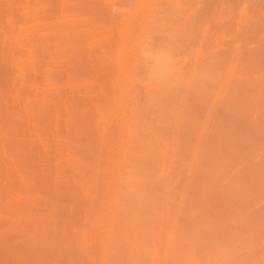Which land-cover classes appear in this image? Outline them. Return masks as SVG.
<instances>
[{"label":"rangeland","instance_id":"rangeland-1","mask_svg":"<svg viewBox=\"0 0 264 264\" xmlns=\"http://www.w3.org/2000/svg\"><path fill=\"white\" fill-rule=\"evenodd\" d=\"M0 264H264V0H0Z\"/></svg>","mask_w":264,"mask_h":264},{"label":"clouds","instance_id":"clouds-1","mask_svg":"<svg viewBox=\"0 0 264 264\" xmlns=\"http://www.w3.org/2000/svg\"><path fill=\"white\" fill-rule=\"evenodd\" d=\"M122 11L124 10L113 7L114 13ZM140 60L150 82L168 80L177 74L175 58L167 49H153L149 44H143L140 49Z\"/></svg>","mask_w":264,"mask_h":264}]
</instances>
